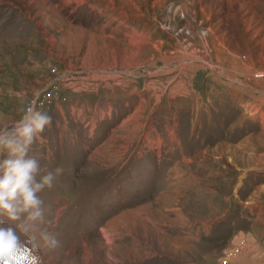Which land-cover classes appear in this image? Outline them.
I'll return each mask as SVG.
<instances>
[{"label": "rangeland", "instance_id": "1", "mask_svg": "<svg viewBox=\"0 0 264 264\" xmlns=\"http://www.w3.org/2000/svg\"><path fill=\"white\" fill-rule=\"evenodd\" d=\"M262 69L264 0H0V126L49 114L63 169L43 264H264Z\"/></svg>", "mask_w": 264, "mask_h": 264}, {"label": "clouds", "instance_id": "2", "mask_svg": "<svg viewBox=\"0 0 264 264\" xmlns=\"http://www.w3.org/2000/svg\"><path fill=\"white\" fill-rule=\"evenodd\" d=\"M20 118L12 125L0 126V264H43L40 243L32 235L37 224L52 225L45 220L44 200L39 195L54 186L63 169L54 171L28 153L51 124L52 117L37 110L34 104L19 109ZM10 222H14L10 223ZM43 246H59L56 235L48 228L39 231Z\"/></svg>", "mask_w": 264, "mask_h": 264}, {"label": "built area", "instance_id": "3", "mask_svg": "<svg viewBox=\"0 0 264 264\" xmlns=\"http://www.w3.org/2000/svg\"><path fill=\"white\" fill-rule=\"evenodd\" d=\"M254 77L257 78V79L264 80V69L255 72L254 73ZM241 243H243V242H240V245H241ZM231 254H232V251L230 252V255Z\"/></svg>", "mask_w": 264, "mask_h": 264}]
</instances>
